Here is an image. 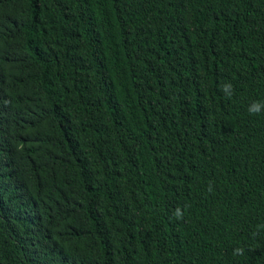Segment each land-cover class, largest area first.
Here are the masks:
<instances>
[{"label":"trees","instance_id":"obj_1","mask_svg":"<svg viewBox=\"0 0 264 264\" xmlns=\"http://www.w3.org/2000/svg\"><path fill=\"white\" fill-rule=\"evenodd\" d=\"M0 264H264V0H0Z\"/></svg>","mask_w":264,"mask_h":264},{"label":"clouds","instance_id":"obj_2","mask_svg":"<svg viewBox=\"0 0 264 264\" xmlns=\"http://www.w3.org/2000/svg\"><path fill=\"white\" fill-rule=\"evenodd\" d=\"M259 107L257 106V107H255V108H250V112H252V111H255V112H259Z\"/></svg>","mask_w":264,"mask_h":264}]
</instances>
